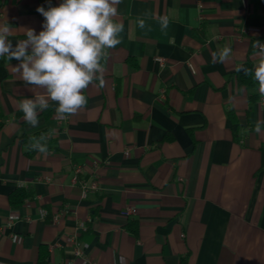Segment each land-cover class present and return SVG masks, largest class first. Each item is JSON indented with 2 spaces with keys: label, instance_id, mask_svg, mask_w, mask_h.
Wrapping results in <instances>:
<instances>
[{
  "label": "crops",
  "instance_id": "0c3cea01",
  "mask_svg": "<svg viewBox=\"0 0 264 264\" xmlns=\"http://www.w3.org/2000/svg\"><path fill=\"white\" fill-rule=\"evenodd\" d=\"M41 6L0 0L13 42L42 30ZM119 13L105 86L68 120L53 104L29 126L18 102L41 90L0 58V264H264V97L234 77L258 62L264 0H122ZM225 46L231 59L213 63ZM39 132L49 154L27 157L23 137ZM82 181L97 190L84 197ZM18 189L33 200L13 209Z\"/></svg>",
  "mask_w": 264,
  "mask_h": 264
},
{
  "label": "clouds",
  "instance_id": "9594fccd",
  "mask_svg": "<svg viewBox=\"0 0 264 264\" xmlns=\"http://www.w3.org/2000/svg\"><path fill=\"white\" fill-rule=\"evenodd\" d=\"M121 3L122 0H62L53 7L49 0L47 10L42 6L36 9L44 18L42 30L37 34L34 29H26L25 38L15 42L9 38L12 27L8 22H0V58L17 61L13 70L23 83L41 90L34 98L18 102L29 126L38 127L40 113L53 104L59 119H70L87 107L86 90L105 86L103 62L109 50L122 43L124 25L118 19ZM158 21L161 31L166 33L168 16H161ZM138 25L143 30L145 19H139ZM252 47L258 62L251 69L241 66L237 70L251 74L259 95L264 97V44L256 40ZM232 55L231 47L220 48L212 53L213 63H225ZM262 130L264 121L257 120L254 132L261 134ZM50 131L54 133L55 129ZM27 148L41 155L49 154L43 135L30 138Z\"/></svg>",
  "mask_w": 264,
  "mask_h": 264
},
{
  "label": "trees",
  "instance_id": "16d2710c",
  "mask_svg": "<svg viewBox=\"0 0 264 264\" xmlns=\"http://www.w3.org/2000/svg\"><path fill=\"white\" fill-rule=\"evenodd\" d=\"M243 67L251 69L254 66L252 61L248 60ZM234 77L236 78L238 83L242 84L244 87L248 89H258V84L253 80L251 74L245 75L243 71H236L234 73ZM257 99L258 96L255 95L251 98V101L255 102ZM230 117L233 119L232 114H230ZM3 127H4V122L2 120V116L0 115V131L3 129ZM42 135L46 138L45 132H39L34 135H26L23 137V146L25 150V155L27 157H32V155L34 154V151H29L27 148V145L30 142V138L32 137L39 138ZM262 150L264 151V145L262 146ZM33 195H34L33 189H18L10 195L9 197L10 205L13 209H18L21 206H23L27 201L33 200ZM39 264H47L45 256L42 257V260H40Z\"/></svg>",
  "mask_w": 264,
  "mask_h": 264
},
{
  "label": "built area",
  "instance_id": "2783aa9c",
  "mask_svg": "<svg viewBox=\"0 0 264 264\" xmlns=\"http://www.w3.org/2000/svg\"><path fill=\"white\" fill-rule=\"evenodd\" d=\"M158 61H159L160 63H163V64H164V60H163V59H158ZM81 188H82V195H83L84 197H87L88 193H89L90 191H96L97 188H98V186H97V184H95V183H88V182L82 181V182H81ZM136 213H137V209H136V208H134V207H127V208H125V209L122 211L121 215H122L124 218H126V219H130V218H132L133 216H135ZM76 255H77V256H83V255H84V251H83L81 248H79V249L77 250V252H76Z\"/></svg>",
  "mask_w": 264,
  "mask_h": 264
}]
</instances>
